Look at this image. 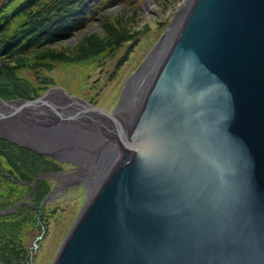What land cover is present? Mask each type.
I'll list each match as a JSON object with an SVG mask.
<instances>
[{"label": "water", "instance_id": "95a60500", "mask_svg": "<svg viewBox=\"0 0 264 264\" xmlns=\"http://www.w3.org/2000/svg\"><path fill=\"white\" fill-rule=\"evenodd\" d=\"M116 111L0 99L1 120L92 122L36 204L88 198L52 264H264V0H187Z\"/></svg>", "mask_w": 264, "mask_h": 264}, {"label": "rangeland", "instance_id": "374dc122", "mask_svg": "<svg viewBox=\"0 0 264 264\" xmlns=\"http://www.w3.org/2000/svg\"><path fill=\"white\" fill-rule=\"evenodd\" d=\"M50 1L35 0L37 4L40 2L38 7ZM186 1L108 2L73 38L46 48L45 51H48L49 55L46 53V56H40L41 60L35 68L12 71L14 80L6 78L0 83L11 89L14 96L28 94L30 100L22 98L26 101L37 99L49 89L60 86L69 96L84 100L95 108L116 111L117 102L121 101L127 80L149 53L161 43ZM3 2L4 0H0V5ZM71 56L80 57L81 61H71ZM14 62L15 59L10 60L11 64ZM0 99L3 100L1 96ZM10 100L17 99L11 98L8 101ZM29 124H17L11 118L0 119V139L7 141L9 145L39 155L41 162L38 163L37 170L44 171L37 176L33 171V176H26L28 182H18L24 186L19 194L11 195L5 200L12 199L16 204L30 199V194L37 188L36 183L46 180L48 171H57V162H62V168H66L69 157L67 154L60 155V148L48 145L49 135L43 133L42 139L46 140V144L40 142L31 130L36 126ZM73 124L72 129L78 132L76 125L81 124ZM42 129L50 131L49 127ZM27 163V168L31 167L30 162ZM0 167L3 170V166ZM9 174L12 176L11 172ZM14 188L15 185L12 186L11 182L4 184L0 179V202L3 201L2 197L7 198L9 193H16ZM17 196H21L22 200ZM45 199L49 200L48 203L22 208L34 212L30 214V218L27 215L24 221L12 215L18 209L1 211L8 213L0 214V228H15L16 233L9 230L17 236L13 243H10L12 245L0 244V264H52L85 201L88 200L87 197L54 200L52 193ZM15 221L19 222L16 224Z\"/></svg>", "mask_w": 264, "mask_h": 264}, {"label": "trees", "instance_id": "16d2710c", "mask_svg": "<svg viewBox=\"0 0 264 264\" xmlns=\"http://www.w3.org/2000/svg\"><path fill=\"white\" fill-rule=\"evenodd\" d=\"M111 1L113 2V0H51L38 7L40 2L37 4L35 0H4L0 5V82L6 78L14 80L15 75L11 74L12 71L35 68L41 60L39 57L46 56L48 52L45 51L46 48L73 38L81 28L94 19V15L99 13L102 6ZM35 56L38 58H34ZM70 58L74 62L81 61L80 57L71 56ZM13 59L15 62L11 64L10 60ZM0 96L5 101L11 98L29 100L31 98L24 93L14 96L12 90L2 84ZM27 162H30L33 169L27 168ZM40 162L39 155L24 148L9 145L7 141L0 139V165L3 166V170L0 167V179L4 184L7 181L11 182L16 190V193H9L7 198L2 197L3 201L9 199L11 195L19 194L21 187L24 186L19 185L18 182H28L26 176H33L35 174L33 171L36 172L35 176L44 172L37 170ZM48 190L49 185L46 180H42L30 194L31 202L37 206L36 204L41 203ZM17 197H20V201L22 200L21 196ZM3 201L0 202V212L16 204V201L12 199ZM33 213V211L22 210L20 206L12 215L24 221L27 215L30 218V214ZM9 229L16 233L15 228H0V244L3 246L13 243V239L17 236Z\"/></svg>", "mask_w": 264, "mask_h": 264}, {"label": "bare ground", "instance_id": "6f19581e", "mask_svg": "<svg viewBox=\"0 0 264 264\" xmlns=\"http://www.w3.org/2000/svg\"><path fill=\"white\" fill-rule=\"evenodd\" d=\"M56 94L57 93H52L51 94V96L53 95L51 98H53L55 101L59 99V97ZM57 104H59V102ZM47 110H49V111L48 112H44L43 116H48V120H50L52 118L54 120H57L58 118H61V117H58V115L56 113H52V111H50L49 108H47ZM58 112H60V111H58ZM46 114H48V115H46ZM60 114H61V112H60ZM60 116H62V114ZM40 120L44 121V118H41ZM99 120H100L99 122H105L103 119H99ZM74 122H77V123L81 124V125H76L77 128L80 129V130L78 129V132H77L76 129H72V128H70L69 130L65 131V129L62 128L63 126L65 127V125L62 126V125H59V124H57L58 127H56L57 125H54V124L46 125V127H44V128H48L49 127L50 131H48V130H44L43 131V129L40 128L38 125L37 126L35 125L36 127H33V129H31V130L34 131V133L36 134V137L38 138V140L40 142H44V144H46V140L42 139L43 135L44 134L49 135L47 137V138H49V140L47 141L48 145H50V146H52L53 148H56V149L60 148L62 150L60 152V155H64V154H69L73 137L92 123L89 118L88 119L87 118H81L79 120L75 119Z\"/></svg>", "mask_w": 264, "mask_h": 264}, {"label": "flooded vegetation", "instance_id": "af4514ba", "mask_svg": "<svg viewBox=\"0 0 264 264\" xmlns=\"http://www.w3.org/2000/svg\"><path fill=\"white\" fill-rule=\"evenodd\" d=\"M67 155H69V154H67ZM70 156V155H69ZM68 157V156H67Z\"/></svg>", "mask_w": 264, "mask_h": 264}]
</instances>
